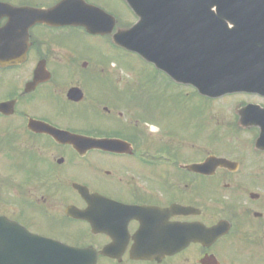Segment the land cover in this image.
<instances>
[{"label": "flooded vegetation", "instance_id": "af4514ba", "mask_svg": "<svg viewBox=\"0 0 264 264\" xmlns=\"http://www.w3.org/2000/svg\"><path fill=\"white\" fill-rule=\"evenodd\" d=\"M63 1L0 3L48 11ZM85 1L123 27V0ZM10 34L14 53H0V216L40 238H0V264H218L230 238H264V96L206 97L153 65L154 75L131 67L125 78L112 35L41 23ZM234 98L243 100L220 120L219 102ZM44 127L115 146L77 148ZM214 157L232 165L215 168ZM220 222L230 231L211 246L154 253V238H186L176 227Z\"/></svg>", "mask_w": 264, "mask_h": 264}, {"label": "water", "instance_id": "95a60500", "mask_svg": "<svg viewBox=\"0 0 264 264\" xmlns=\"http://www.w3.org/2000/svg\"><path fill=\"white\" fill-rule=\"evenodd\" d=\"M126 1L139 21L132 28L114 34L118 46L137 53L174 81L192 85L204 95L222 97L237 92L264 95V0ZM68 4L48 12L0 5L11 13L10 24L4 32L8 34L14 27L28 32L37 22H57L85 27L92 34L112 33L115 20L102 10L82 0H70V14H64ZM3 48L2 42L0 52ZM18 50L25 53L23 48ZM2 61L0 57V63ZM245 111L240 112L241 123L248 125ZM54 132L55 136L66 138L65 133ZM70 139L77 147L104 146L86 139L81 144L84 139L77 136H70ZM263 141L262 136L257 146ZM216 163L229 164L225 160H216ZM3 228L0 224V238H5ZM180 231L187 234L189 231L195 236L201 234L190 227ZM227 231V224L221 223L202 232L213 238H157L155 252H177L191 243L209 245Z\"/></svg>", "mask_w": 264, "mask_h": 264}, {"label": "rangeland", "instance_id": "374dc122", "mask_svg": "<svg viewBox=\"0 0 264 264\" xmlns=\"http://www.w3.org/2000/svg\"><path fill=\"white\" fill-rule=\"evenodd\" d=\"M119 7L123 25L135 23L136 16L128 5L122 2ZM113 58L119 60L124 72L122 76L125 78L130 75L125 70L131 67L135 70L133 74L138 76L154 75L153 69L136 55L118 51L113 53ZM240 100H243V98H234L229 100L230 102H219L220 120L223 116L226 121L230 120V111L226 110L223 114H221V111H224L223 108H230ZM1 164L5 165L6 162L1 161ZM218 257L222 264H264V238H230L219 245Z\"/></svg>", "mask_w": 264, "mask_h": 264}]
</instances>
